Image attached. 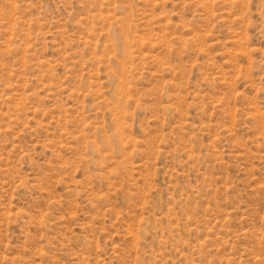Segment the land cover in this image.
I'll return each mask as SVG.
<instances>
[{
    "label": "rangeland",
    "instance_id": "rangeland-1",
    "mask_svg": "<svg viewBox=\"0 0 264 264\" xmlns=\"http://www.w3.org/2000/svg\"><path fill=\"white\" fill-rule=\"evenodd\" d=\"M0 264H264V0H0Z\"/></svg>",
    "mask_w": 264,
    "mask_h": 264
}]
</instances>
